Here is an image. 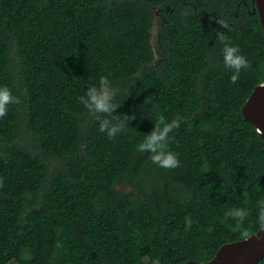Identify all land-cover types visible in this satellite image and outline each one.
<instances>
[{
    "label": "trees",
    "instance_id": "obj_1",
    "mask_svg": "<svg viewBox=\"0 0 264 264\" xmlns=\"http://www.w3.org/2000/svg\"><path fill=\"white\" fill-rule=\"evenodd\" d=\"M254 5L0 0V85L18 98L0 118V264L205 262L245 238L223 214L231 206L254 213L264 199V139L241 113L263 80ZM217 31L250 62L236 84ZM104 74L114 115L131 116L112 138L78 101ZM156 113L183 117L170 133L174 169L135 150Z\"/></svg>",
    "mask_w": 264,
    "mask_h": 264
},
{
    "label": "clouds",
    "instance_id": "obj_2",
    "mask_svg": "<svg viewBox=\"0 0 264 264\" xmlns=\"http://www.w3.org/2000/svg\"><path fill=\"white\" fill-rule=\"evenodd\" d=\"M217 23L223 28L228 27L223 20ZM216 38L222 45L220 58L223 67L230 71V82L236 84L242 70L250 67V62L239 45L226 42L223 31H217ZM112 84L110 74L101 75L96 82L86 86L83 93L78 96L83 109L98 122V130L109 138L123 132L128 127L127 121L131 117L124 114L114 115L117 104L114 101L115 93ZM17 102L18 98L13 95L12 90L7 85H0V118L6 116L10 106ZM182 120L183 117L179 114L167 119L156 113L152 129L136 143L135 150L146 153L148 159L159 168H176L180 161L177 154L169 149L170 133L180 126ZM223 218L237 225L236 231L243 230L245 237L248 235L249 228L264 231V199L257 201L254 213L250 214L249 210L242 206H231L225 210Z\"/></svg>",
    "mask_w": 264,
    "mask_h": 264
},
{
    "label": "water",
    "instance_id": "obj_3",
    "mask_svg": "<svg viewBox=\"0 0 264 264\" xmlns=\"http://www.w3.org/2000/svg\"><path fill=\"white\" fill-rule=\"evenodd\" d=\"M253 1L252 12L257 11L264 36V0ZM241 113L264 139V67L263 80L253 88L241 107ZM263 256L264 231L257 230L243 239L222 244L205 262L187 260L182 264H257Z\"/></svg>",
    "mask_w": 264,
    "mask_h": 264
},
{
    "label": "rangeland",
    "instance_id": "obj_4",
    "mask_svg": "<svg viewBox=\"0 0 264 264\" xmlns=\"http://www.w3.org/2000/svg\"><path fill=\"white\" fill-rule=\"evenodd\" d=\"M158 28H159V23L157 21V18H155L153 25H152V28H151V36H150V41H151V45H152L153 49H154V46L156 44V38L158 35ZM23 140H24V142L29 143V142H31L32 138H31V136H27ZM117 188L124 190V191L131 190V187L128 184H118ZM143 259L145 262L149 261L148 258H146V257H144ZM9 264H17V262L15 260H12ZM152 264H157V262L153 261Z\"/></svg>",
    "mask_w": 264,
    "mask_h": 264
}]
</instances>
